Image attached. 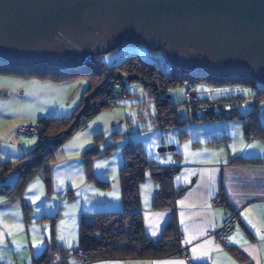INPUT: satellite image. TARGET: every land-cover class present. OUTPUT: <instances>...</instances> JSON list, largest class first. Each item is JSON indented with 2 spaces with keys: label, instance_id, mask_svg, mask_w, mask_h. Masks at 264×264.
I'll return each mask as SVG.
<instances>
[{
  "label": "crops",
  "instance_id": "1",
  "mask_svg": "<svg viewBox=\"0 0 264 264\" xmlns=\"http://www.w3.org/2000/svg\"><path fill=\"white\" fill-rule=\"evenodd\" d=\"M86 90V86L73 80L0 77V164L11 162L17 166L21 156L38 144L36 135L23 134L37 139L23 140L21 134L11 132L13 121L35 126L37 122L32 120L41 117H68L76 112ZM110 122L115 123L112 118ZM261 123L264 126L262 117ZM95 131L102 135L103 124L98 122ZM240 131L245 134L243 124ZM73 138L57 150L55 161L50 165L49 181L47 172L42 170L25 185L19 197L0 192V264H35L49 247L53 250L75 248L83 214L123 209L119 172L126 163L125 143L114 141L113 146L107 147L110 149L100 145L99 155L87 162L83 153L89 145L82 147L81 139L76 138L74 142ZM242 139V145L228 155L219 153L216 150L219 146L214 144L206 146L213 149L207 153L197 145L187 159L179 156L157 164L177 169L168 182L172 193L183 191L174 207L154 206L162 186L153 171H147L140 187L146 234L158 241L174 222L181 235L180 255L158 259H101L84 264H264V161H250L264 160V140L247 139L245 135ZM89 172L109 187H99L89 179ZM8 179L3 185L9 191L16 179L14 176L11 177L14 180ZM222 196L230 208L216 203ZM70 206L77 208L75 217ZM28 208L34 215L32 222ZM59 212L61 215H56L50 236L49 220L43 219ZM231 213L239 217L237 228L221 243L215 233ZM69 217L71 223L64 224ZM63 264L77 263L68 260Z\"/></svg>",
  "mask_w": 264,
  "mask_h": 264
},
{
  "label": "trees",
  "instance_id": "2",
  "mask_svg": "<svg viewBox=\"0 0 264 264\" xmlns=\"http://www.w3.org/2000/svg\"><path fill=\"white\" fill-rule=\"evenodd\" d=\"M0 76L60 82L76 80L77 78H87L89 80L88 88L83 95V101L72 116L39 118L35 125L37 132L32 134L36 135L38 139L37 146L24 153L17 166L11 162L0 164V192L2 190L6 193L10 192L11 197H19L25 185L40 171L43 170L48 174L59 147L64 145L89 120L105 109L116 106L119 95H126L127 82H142L144 87L153 93L156 101L157 124L164 129L171 126L182 127L186 123L185 120L179 117L178 106L173 104L168 96L169 89L173 86L178 84L185 86L192 83L197 88V82L199 81L208 82L215 86L237 84L252 86L257 91L256 101L252 105V109L244 114L238 108H234L230 112L227 111V105L232 106L234 104L237 106L241 104V100L238 98L239 102L236 98H229L225 102L217 99H199L201 105L207 104L209 101L213 102L211 103V109L202 115L196 112L198 103L193 105L189 103L186 97L187 105L195 122L202 120L240 121L243 124L244 135L247 139L260 138L264 140V126L261 123L260 116L264 101V84L260 83L255 77L217 78L211 74L199 73L173 65H170L169 69H163L156 64L142 60L135 52L129 53L120 63L112 66L101 60L75 67L49 64L21 66L0 60ZM258 84H261V86L258 87ZM112 100H115V102L112 103ZM124 147L126 163L119 172L123 209L118 212L83 214L80 220L77 247L82 248L89 255L90 260L158 259L180 255L183 251L181 235L174 222L169 224L160 240L155 241L148 237L140 196L141 184L146 179L147 171L151 170L158 177L156 178L162 186L161 193L155 197L154 206L157 208L174 207L176 200L183 191L172 193L169 190L168 182L171 181L177 169L163 168L157 166L155 162L149 161L140 142L128 141ZM99 153L98 146H93L85 150L83 155L85 160L90 162ZM241 159L249 161L246 158ZM10 176H14L16 183L8 191L3 184ZM46 179L49 181V174ZM89 179L101 188L109 187V184L98 181L91 172H89ZM222 202L230 208V204L224 196H222ZM65 250L58 248L53 250L49 247L43 255L35 260V264L40 262L50 264L55 253ZM65 261L68 260H64L62 264Z\"/></svg>",
  "mask_w": 264,
  "mask_h": 264
},
{
  "label": "water",
  "instance_id": "3",
  "mask_svg": "<svg viewBox=\"0 0 264 264\" xmlns=\"http://www.w3.org/2000/svg\"><path fill=\"white\" fill-rule=\"evenodd\" d=\"M127 44L264 84V0H0V60L83 66Z\"/></svg>",
  "mask_w": 264,
  "mask_h": 264
},
{
  "label": "rangeland",
  "instance_id": "4",
  "mask_svg": "<svg viewBox=\"0 0 264 264\" xmlns=\"http://www.w3.org/2000/svg\"><path fill=\"white\" fill-rule=\"evenodd\" d=\"M133 52L137 53L142 60L156 64L163 69H169L170 65H172L167 61L163 52L151 51L144 46L132 44L120 46L109 53L101 54L99 56L95 55V57L96 62L101 60L107 65L112 66L120 63L129 53ZM73 81H77L78 84H83L84 87L86 86V88H88L89 80L87 78H77ZM185 86L183 84H178L171 87L168 92L170 100L173 104L178 106L179 117L186 122L182 127L171 126L164 129L161 126H158L155 96L149 89L144 87L142 82L133 81L126 83V95H119L116 106H111V108L105 109L97 119L89 120L75 132L74 138L72 136L70 139L73 138L74 142L76 138L81 139L83 143L81 144L82 147H84L83 145H89L86 149L93 146H98V148L102 147L100 145H103L105 149H110L107 147L109 145L113 146L114 141H122L123 144L128 141L140 142L146 158L149 161L155 162V164L169 160L172 161V158H178L179 156L187 159L188 155L194 152V148L197 145L200 148L202 147L207 153L208 150L213 151V149H208L206 146L214 144L216 147L219 146L216 148V150H219V153L226 155L231 151H234V149L239 148L240 145H242V137H244L243 131H240V129H242V122L236 120H202L195 122L192 119L190 109H188ZM260 86L261 84H258V87ZM197 92H199L198 96L201 100L217 99L225 102V100H228L229 98H236V100L238 98L241 100V104L237 106L234 104H232V106L227 105V111L230 112L232 109L238 108L243 114L252 109V105L256 101L255 96L257 95L256 89L252 86L240 84L215 86L202 81L197 82ZM201 100L192 103L193 105L198 103L196 109L197 113L203 112V104L201 105ZM237 101L239 102V100ZM211 103L213 102H207L209 109H211ZM72 115L73 113L70 114V116ZM260 116L264 120V101ZM111 118L115 123L110 122ZM37 121L32 120V123ZM98 122L102 123L104 127L102 135L95 134ZM28 123L23 124L21 120H17V122L13 121L10 125V131L16 132L19 135V129L22 126L30 127V124ZM21 135L23 140H37L35 137ZM4 142L7 143L6 141ZM163 148H166L164 153L161 152ZM8 180L12 181L14 179L10 178ZM67 199H70L69 194ZM48 202L52 203V201ZM27 210H29L30 221L32 222V217L34 216L32 215V210L31 208H28ZM70 211L73 217H75L74 215L77 213V208H75V206H70ZM60 213L61 212L56 213L54 216H46L43 219V221L49 220V227L51 228L50 236L53 235V228L57 221L55 217L56 215L60 216ZM63 223L67 225L68 223L70 224L71 218L69 217V220H65ZM72 223H75V219L72 220ZM49 227L47 229H49Z\"/></svg>",
  "mask_w": 264,
  "mask_h": 264
},
{
  "label": "built area",
  "instance_id": "5",
  "mask_svg": "<svg viewBox=\"0 0 264 264\" xmlns=\"http://www.w3.org/2000/svg\"><path fill=\"white\" fill-rule=\"evenodd\" d=\"M186 97L189 103H194L199 100L196 85L192 83H188L186 85ZM113 102H115V100H112V103ZM202 107H203V110H202L203 112H200L198 114L202 115L209 111L207 104H203ZM36 132H37V128L35 126H30V127L23 126L19 129L20 134L32 135V134H35ZM216 203L222 204L223 203L222 199L218 198L216 200ZM238 221H239V217L237 214L235 213L229 214L222 228L216 231L215 233V236L218 239V241H220L221 243L226 242L229 235L232 234L236 230ZM66 259L72 260L76 262L77 264H84V263L93 261V260H90L89 255L82 248L75 247V248L66 249L63 252L55 253L52 260L50 261V264H62V262Z\"/></svg>",
  "mask_w": 264,
  "mask_h": 264
}]
</instances>
